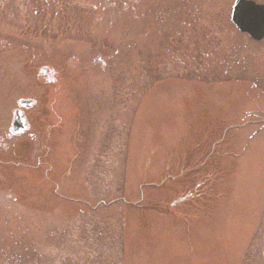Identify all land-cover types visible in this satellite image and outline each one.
<instances>
[{
	"label": "rangeland",
	"instance_id": "374dc122",
	"mask_svg": "<svg viewBox=\"0 0 264 264\" xmlns=\"http://www.w3.org/2000/svg\"><path fill=\"white\" fill-rule=\"evenodd\" d=\"M234 3L0 0V264H264V41Z\"/></svg>",
	"mask_w": 264,
	"mask_h": 264
},
{
	"label": "water",
	"instance_id": "95a60500",
	"mask_svg": "<svg viewBox=\"0 0 264 264\" xmlns=\"http://www.w3.org/2000/svg\"><path fill=\"white\" fill-rule=\"evenodd\" d=\"M259 0H235L232 8L231 22L235 28L251 40L261 43L264 40V5ZM32 101H22L19 106L27 108L33 106ZM11 132L20 136L27 131V123L23 113L19 110L14 113Z\"/></svg>",
	"mask_w": 264,
	"mask_h": 264
}]
</instances>
